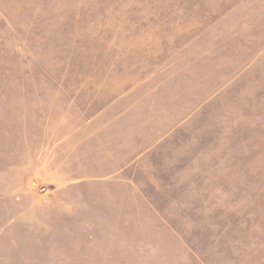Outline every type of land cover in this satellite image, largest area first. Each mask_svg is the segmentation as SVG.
I'll return each instance as SVG.
<instances>
[{
	"label": "rangeland",
	"instance_id": "1",
	"mask_svg": "<svg viewBox=\"0 0 264 264\" xmlns=\"http://www.w3.org/2000/svg\"><path fill=\"white\" fill-rule=\"evenodd\" d=\"M0 264H264V0H0Z\"/></svg>",
	"mask_w": 264,
	"mask_h": 264
}]
</instances>
